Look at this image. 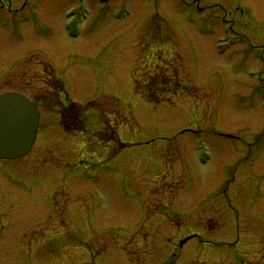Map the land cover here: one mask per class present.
Masks as SVG:
<instances>
[{"label": "rangeland", "instance_id": "1", "mask_svg": "<svg viewBox=\"0 0 264 264\" xmlns=\"http://www.w3.org/2000/svg\"><path fill=\"white\" fill-rule=\"evenodd\" d=\"M7 91L0 264H264V0H0Z\"/></svg>", "mask_w": 264, "mask_h": 264}, {"label": "water", "instance_id": "2", "mask_svg": "<svg viewBox=\"0 0 264 264\" xmlns=\"http://www.w3.org/2000/svg\"><path fill=\"white\" fill-rule=\"evenodd\" d=\"M38 122L33 103L18 93L0 95V157H18L32 145Z\"/></svg>", "mask_w": 264, "mask_h": 264}, {"label": "trees", "instance_id": "3", "mask_svg": "<svg viewBox=\"0 0 264 264\" xmlns=\"http://www.w3.org/2000/svg\"><path fill=\"white\" fill-rule=\"evenodd\" d=\"M64 109H67L69 111V115L71 117H74V119L77 121V128L78 129H83V118L84 116L82 115L83 114V110L80 109L79 105L78 104H75L74 102H71V105L68 107V108H64L62 107V109L60 110L59 109V114H60V123L63 125V127L66 129H68V126L64 123V120H63V112L62 110ZM73 112V113H72Z\"/></svg>", "mask_w": 264, "mask_h": 264}, {"label": "flooded vegetation", "instance_id": "4", "mask_svg": "<svg viewBox=\"0 0 264 264\" xmlns=\"http://www.w3.org/2000/svg\"><path fill=\"white\" fill-rule=\"evenodd\" d=\"M23 47H28V46H23ZM28 51H29V49L28 50H26L25 48H23L22 50H21V53L23 54V57H25V54H27L28 53ZM17 58H14L11 62L13 63L14 61H17L16 60ZM18 62V61H17ZM16 62V63H17Z\"/></svg>", "mask_w": 264, "mask_h": 264}]
</instances>
